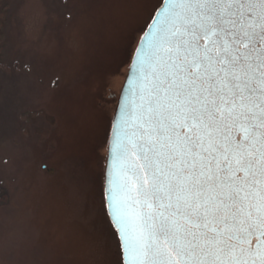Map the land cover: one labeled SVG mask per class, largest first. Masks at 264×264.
Segmentation results:
<instances>
[{
  "label": "snow or ice",
  "instance_id": "obj_1",
  "mask_svg": "<svg viewBox=\"0 0 264 264\" xmlns=\"http://www.w3.org/2000/svg\"><path fill=\"white\" fill-rule=\"evenodd\" d=\"M157 12L106 190L128 264H264V0Z\"/></svg>",
  "mask_w": 264,
  "mask_h": 264
},
{
  "label": "rangeland",
  "instance_id": "obj_2",
  "mask_svg": "<svg viewBox=\"0 0 264 264\" xmlns=\"http://www.w3.org/2000/svg\"><path fill=\"white\" fill-rule=\"evenodd\" d=\"M161 0H0V264H121L110 121Z\"/></svg>",
  "mask_w": 264,
  "mask_h": 264
},
{
  "label": "water",
  "instance_id": "obj_3",
  "mask_svg": "<svg viewBox=\"0 0 264 264\" xmlns=\"http://www.w3.org/2000/svg\"><path fill=\"white\" fill-rule=\"evenodd\" d=\"M166 3H167V0H162L161 4L159 5V7L157 9H159L162 4H166ZM157 9L154 12L149 24L153 22L154 15H158ZM149 24L147 25V27L144 30L141 37L145 35L146 30H148ZM141 37H140V39L136 45V48L133 52L131 61L129 63L124 82L122 84L121 90H120L118 97H117V102H116L114 113H113L112 120H111L110 131H109V136H108V141H107L106 156H105L104 175H103L104 206L107 203V201H106V190L108 188V180L110 178V172H111V168H112L113 145L115 144V140H116V132H117L118 128L121 126V117L124 114L126 108L130 106V103L133 100V92L137 88L138 73H137V64H136V56H137L136 49H137V47H139L145 43V41L141 40ZM105 211H106L107 218H108V220H109V222H110V224H111V226H112V228L115 231L116 236H117V240H118L119 248H120V252H121L122 264H128L127 256L123 252V247H122V244H121L120 239H119V232L115 228L114 222L111 220V215H110L111 210L106 209V207H105Z\"/></svg>",
  "mask_w": 264,
  "mask_h": 264
},
{
  "label": "trees",
  "instance_id": "obj_4",
  "mask_svg": "<svg viewBox=\"0 0 264 264\" xmlns=\"http://www.w3.org/2000/svg\"><path fill=\"white\" fill-rule=\"evenodd\" d=\"M117 245H118V243H117ZM118 250H119V247H118ZM119 256H120V251H119Z\"/></svg>",
  "mask_w": 264,
  "mask_h": 264
}]
</instances>
